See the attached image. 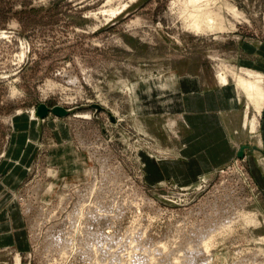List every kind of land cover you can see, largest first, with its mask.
<instances>
[{
  "label": "rangeland",
  "instance_id": "1",
  "mask_svg": "<svg viewBox=\"0 0 264 264\" xmlns=\"http://www.w3.org/2000/svg\"><path fill=\"white\" fill-rule=\"evenodd\" d=\"M223 1L221 28L195 32L179 0H0V164L12 142L31 151L24 178L0 186V211L18 207L25 238L0 241V264H264V186L244 147L194 179L159 178L188 128L139 112L134 92L150 77L217 72L254 135L264 95L237 79L264 90V72L240 61L245 44L264 45V0ZM41 103L69 112L40 116ZM67 161L81 166L65 173Z\"/></svg>",
  "mask_w": 264,
  "mask_h": 264
},
{
  "label": "crops",
  "instance_id": "2",
  "mask_svg": "<svg viewBox=\"0 0 264 264\" xmlns=\"http://www.w3.org/2000/svg\"><path fill=\"white\" fill-rule=\"evenodd\" d=\"M244 47L246 54L238 59L243 60L247 67L264 72V45L247 43ZM211 77L208 80L201 72L176 73L150 77L136 85L134 92L139 112L178 114L188 128L185 134L178 136L181 145H170L171 151L177 155L165 156L158 165L155 164L158 177L171 174L179 179H194L202 172H212L237 155L240 147H244L254 177L264 186V104L258 128L253 135L247 128L246 103L236 85L232 81L221 84L217 72ZM26 139L27 142H33L30 136ZM67 146L68 143L64 147ZM57 151L52 148L51 154L55 155ZM29 152L31 151L26 145L12 142L6 158L0 164V170L6 165H11V169L2 178L0 186L14 188L24 178L28 169ZM80 166L77 162L67 161L60 164L59 168L68 173L69 170L76 172ZM8 191L0 193V199L3 196L5 201L9 196ZM6 208L0 211V216L3 217L0 222V241L11 243L14 240L22 249L25 247L22 215L17 206L10 205Z\"/></svg>",
  "mask_w": 264,
  "mask_h": 264
},
{
  "label": "bare ground",
  "instance_id": "3",
  "mask_svg": "<svg viewBox=\"0 0 264 264\" xmlns=\"http://www.w3.org/2000/svg\"><path fill=\"white\" fill-rule=\"evenodd\" d=\"M179 1H181L183 4H185V9H187V8L189 9V10L187 9V12H188L187 18L191 19V23H192L191 25H192V28L195 29L194 30L195 32L196 31H199V32L204 31L207 28L211 29L213 31L221 28V25H222L221 21L225 17L223 15V12L220 11L221 8L218 6V4L220 3L221 0H215V1L214 0H179ZM223 2H225V0ZM224 5L226 6L227 11H229L230 13L236 14V16L239 15L235 11L236 9L231 7L232 6L231 4H230L231 6L227 3H225ZM217 6L219 8H217ZM221 7H224V6H221ZM114 12H116V11H114ZM114 12H112V13H114ZM252 75L254 76V74H252ZM254 77L256 78V77H261V76H256V74H255ZM220 79H221L222 83L227 82V80H228V78L225 74H223V75L221 74ZM237 80L245 90L250 92L251 96L254 95L255 97L263 98L262 95H264V90H263L262 85H260L259 83H256V82L250 83L247 81L246 78H242V77H239Z\"/></svg>",
  "mask_w": 264,
  "mask_h": 264
},
{
  "label": "water",
  "instance_id": "4",
  "mask_svg": "<svg viewBox=\"0 0 264 264\" xmlns=\"http://www.w3.org/2000/svg\"><path fill=\"white\" fill-rule=\"evenodd\" d=\"M50 110L59 115H65V113L69 112L67 108H63L59 105H54L49 108L46 104L41 103L38 105L36 113H38L40 116H45Z\"/></svg>",
  "mask_w": 264,
  "mask_h": 264
}]
</instances>
